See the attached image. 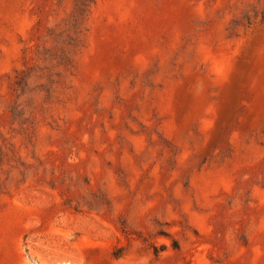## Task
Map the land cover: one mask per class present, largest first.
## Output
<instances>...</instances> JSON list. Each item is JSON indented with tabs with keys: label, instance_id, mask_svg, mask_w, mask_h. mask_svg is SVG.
I'll list each match as a JSON object with an SVG mask.
<instances>
[{
	"label": "rangeland",
	"instance_id": "rangeland-1",
	"mask_svg": "<svg viewBox=\"0 0 264 264\" xmlns=\"http://www.w3.org/2000/svg\"><path fill=\"white\" fill-rule=\"evenodd\" d=\"M0 0V264H264V0Z\"/></svg>",
	"mask_w": 264,
	"mask_h": 264
},
{
	"label": "trees",
	"instance_id": "trees-1",
	"mask_svg": "<svg viewBox=\"0 0 264 264\" xmlns=\"http://www.w3.org/2000/svg\"><path fill=\"white\" fill-rule=\"evenodd\" d=\"M94 3V0H76V7L74 14L76 16L77 22L81 24L89 12V8Z\"/></svg>",
	"mask_w": 264,
	"mask_h": 264
}]
</instances>
